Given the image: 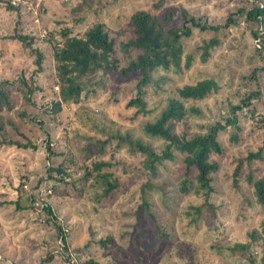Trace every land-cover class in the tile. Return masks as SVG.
Returning <instances> with one entry per match:
<instances>
[{"label": "rangeland", "instance_id": "obj_1", "mask_svg": "<svg viewBox=\"0 0 264 264\" xmlns=\"http://www.w3.org/2000/svg\"><path fill=\"white\" fill-rule=\"evenodd\" d=\"M9 1L14 3L13 5L21 4L20 21L18 20L16 25L17 15L6 11V0L0 1V79L15 78L21 72L28 77L36 68L35 56L29 55L28 50L18 40L6 36L13 32L16 25L20 31L37 36L34 45L44 54L43 70L33 76L36 85H40L42 89L32 95L37 101L45 104L57 93V87L52 85L53 79L49 74L52 69L48 60L51 50L47 37L50 32H53L54 38L58 40L59 32L65 27L75 33L94 20L104 21L110 35L115 38L116 55L120 59L117 68L119 69L125 63L120 41L125 40L126 36L124 33H117V30L126 24L130 13L135 9L149 8L156 14H166L175 9L179 16L181 9H184L188 14L200 17V22L206 19L207 23L216 24L223 22V17L231 10L245 5L247 0H164L157 9L152 6L154 0H87L89 6L86 8L84 5L81 13L84 9L88 11L80 22L74 21L80 13L74 11L71 6L81 3L82 0ZM258 3L264 8V0H258ZM179 16L176 14V18ZM178 23L181 24L180 19ZM251 28L256 29L259 36L254 37ZM212 36L218 39V43L210 48L209 55L203 60L199 56L202 51L200 45L203 39L209 40ZM260 37L264 39V17L261 23L256 24H247L241 19L237 25L220 28L216 32L192 27L191 33L181 39L185 52L193 54L194 58L189 68L175 75L176 83L180 85L205 77H212L219 82V90L209 98L185 102L187 108L192 106L197 109L192 112L188 108L186 127L191 132L203 131L205 125L228 113L229 102L238 103L240 97L252 89L260 91L259 97L253 101L256 113L264 115V48H261V52L255 49L260 45ZM254 66L262 69L256 72V77L251 80ZM135 83V75L124 77L113 71L109 74L106 88L99 91V95L89 96L74 104L72 108L67 107L66 112L56 114L57 121H52L56 122L53 123L56 131L53 146L62 152L53 160L68 164L69 170L73 172L72 176H65V184L46 178L44 185L34 187L39 175L45 173V151L42 146L33 150L0 145V264H39L43 259L41 257L47 254L52 255L49 260L54 264H80L92 255L100 259L103 254L98 252V244L93 239L107 235L108 231H111L113 237L108 241L111 243L105 251L104 259L111 264H246L243 258L240 260L237 256H229L225 249L231 242L244 239L247 229L257 226L264 213V209L255 207L252 215H237L243 204L241 206V196L231 187L232 169L237 160L249 150L255 151L258 147H263L262 158L252 159L250 163L243 162L241 188L246 187L243 177L250 169L254 174L264 171V122L258 123L247 108L239 113V139L234 143L227 140L231 128L222 133L225 148L219 157L220 168L216 175L217 181L213 185L215 191L212 201L217 205V217L218 213H221L223 227L214 228L216 217L208 210L199 228L193 223L188 225L186 216L180 223L182 231L194 234L190 236L182 232L181 236L187 237L191 242H202L198 243L196 250L198 258L191 261V251L184 247L176 248L172 256L169 251L161 249L166 245L165 242L159 241V247L155 246L154 242L149 244V241L154 239V231L146 239V243L141 245L144 252L141 261L136 258L139 251L135 245L128 241L118 244L116 236L124 229L122 221L126 220L125 216L121 218V215L127 206L128 209L135 208V202L139 199L138 189L146 178L155 185V188L146 192V197L153 203L152 210L170 235L168 242L177 238L176 209L183 203L185 207L188 206L191 199L198 201L191 195L182 196L176 189L173 177L178 173H171V163L159 167L155 176H141L136 170V163L141 154L133 151L127 141L119 142L116 139L118 135H128L133 140L142 139L157 151L163 147L164 142L161 139L143 134L142 126L158 115L167 103L169 95L176 94L170 90L161 95L150 92L147 107L151 111L147 115L135 113V107L126 105L128 99L135 94ZM63 120L66 122L61 125ZM41 139L42 137L38 136L35 141L41 144ZM97 141H105L104 152L99 158L108 159L113 164L112 168L120 175L119 181L121 184L126 183L127 189L124 192H121L123 188L118 189L116 195L107 201L108 205H100L98 211L93 212L92 200L85 194L90 191L92 196L99 193L101 188L96 185L89 190L87 184L91 179L86 181L82 178L79 181L83 171L76 172L75 169L79 162L89 163L91 158L97 157ZM122 169L126 171L121 172ZM23 181L25 182L22 183ZM161 184L169 193L164 194L157 188ZM19 189L24 193L22 196H18ZM77 191H80L79 195ZM28 193L35 198L31 207ZM16 199H19L23 208L15 209V204L10 203V200ZM47 204L51 205L53 212L57 214V222L62 225L65 235L67 234V237L64 235L65 244L61 237L55 236L53 224L46 223L41 214ZM205 233L209 235L206 239H194Z\"/></svg>", "mask_w": 264, "mask_h": 264}, {"label": "trees", "instance_id": "obj_2", "mask_svg": "<svg viewBox=\"0 0 264 264\" xmlns=\"http://www.w3.org/2000/svg\"><path fill=\"white\" fill-rule=\"evenodd\" d=\"M248 1L236 10L228 12L223 17V22L216 24L207 23L206 19L200 22V17L196 18L184 9H181L180 16L175 9H171L166 14H156L149 8L135 9L130 13L126 24L117 30V33H124L126 36L125 40L121 39L120 41V49L123 52L125 63L119 69L117 68L120 59L116 55L115 38L110 35L104 21L94 20L75 33L65 27L59 32L60 39L58 40L54 38V33L50 32L47 37L51 50L48 60L52 64L49 74L53 79L52 85L55 84L57 87V93L55 97L43 104L37 101L32 94L38 89H42L40 85H36L33 76L43 70L44 54L34 45L36 35L25 33L16 27L20 21L19 7L21 4L13 5L14 3L6 0V11L17 15L13 32L6 36L18 40L28 50L29 55L35 56L36 68L28 77L21 72L15 78L0 79V145L33 150L42 146L41 148L45 151V173L39 175L34 187L38 188L44 185L43 182L46 178L65 184L67 182L64 179L65 176H72L73 172L69 170L68 164L53 160L62 152L57 151L53 146L56 141V131L53 128V123L57 121L56 114L61 111L66 112L67 107L72 108L74 104H78L89 96L99 95L106 88L109 74L113 71L124 77L136 76L135 94L126 103L128 107H135V113L140 112L147 115L151 111L147 107V97L150 92L161 95L167 90L172 91L176 95H169L167 103L158 115L154 119L146 121L142 126L143 134L164 142L160 151L155 150L140 138L133 140L128 135L124 137L118 135L116 139L119 142L127 141L133 151L141 154L136 163V170L140 172L141 176H155L159 172V167L171 163V173L174 174L176 171L178 173H175L173 177L176 189L182 196L191 195L198 201L191 199L188 206L185 207L183 203L179 209H176L177 238L168 242L170 235L152 210L153 203L146 197V192L155 188V185L146 178L140 184L139 189L137 188L139 199L135 202V208L132 210L127 206L122 213L121 218L125 216L126 219L122 221L124 229L119 232L116 238H118V244L128 241L138 248L139 252L136 257L138 261L142 260L144 253L141 245L146 243V239L152 231H154V239L149 241V244L154 242V245L159 247V241H163L166 245H163L161 249L169 251L171 255L176 248L184 247L191 251V261L197 259L196 250L202 242H191L187 237L181 236L182 232H186L182 231L180 223L186 216L188 225L193 223L199 228V224L204 220L205 212L208 210L216 217L214 228L223 227L221 213H218L217 217L215 212L217 205L212 201V194L215 191L213 185L217 181L216 175L220 168L219 157L225 148L222 133L231 128L227 140L234 143L239 139L238 117L244 108L250 110V115L258 123L264 122V115L256 113L255 101H253L259 97L260 91L252 89L246 91L238 103L229 102L228 113L220 115L221 118H216L212 123L205 125L203 131L191 132L186 127L189 116L188 108L192 112H196L197 109L192 106L187 108L185 102L209 98L219 90V82L212 77H205L180 85L176 83L175 75L181 70L189 68L194 58L193 54L185 52L181 39L191 33L192 27L216 32L220 28L237 25L241 19L247 24L261 23L264 17V8L259 5L258 0H251L247 5ZM163 2L164 0H154L152 6L156 9L160 8ZM84 5L88 8L87 0H82L81 3L71 6L74 11L80 13L74 19L75 22L82 21L84 14L88 11V9H84L81 13ZM176 14L179 17L176 18ZM178 19L181 20V24L178 23ZM250 30L254 37L259 36L256 29L251 28ZM259 40L260 45L255 49L261 52V48H264V39L260 37ZM217 43L218 39L215 36L209 40L203 39L200 45L202 49L200 58L204 60L209 55L210 48ZM261 69L262 67L254 66L250 79H254L256 72ZM17 111L18 115H16ZM53 120L55 121L52 122ZM65 122L63 120L61 125ZM38 136L42 137L41 144L35 141ZM105 141L95 142L96 158H91L89 163L79 162L75 169L76 172L83 171L79 181L82 178L86 181L91 179V182L87 184L89 190L90 187L96 185L101 188L99 193L92 194V196L90 191H86L85 196L92 200L91 211L93 212L98 211L100 205H108L107 201L116 195L118 189L123 188L121 192L127 189L125 188L126 183L121 184L119 181L120 175L116 174L112 168L113 164L108 159L99 158L104 152ZM262 151L263 147H258L255 151L249 150L246 155L237 160L232 169L231 187L241 196V206L243 204L237 211V215L241 214L246 217L252 215V210L255 207L264 209V171L254 174L250 169L243 177L246 187L241 188L240 185L243 162L250 163L252 159H261ZM123 170L126 171V169H122L121 172ZM72 184L74 185V182ZM157 188L164 194L169 193L167 189L162 188V184ZM77 192L79 195L80 191ZM23 194L21 190L18 192V196ZM27 197L30 203L29 207H31L35 200L34 195L28 193ZM12 202L15 204V209L23 208L19 199L10 200V203ZM41 214L45 217L46 223L53 224L55 236L61 237L65 244L67 234L65 235L62 225L57 222V214L53 212L51 205H45ZM186 234L194 236L191 232ZM112 235L111 231H108L105 236L94 237L93 241L99 247L98 252L103 256L100 259L94 255L89 256L80 264H111L104 259V254L109 248L111 242L108 241ZM245 235L244 239L231 242L225 250L228 251L229 256H237L240 260L243 258L246 264H264V213H262L257 226L248 228ZM207 237L209 235L205 233L194 239L202 240ZM47 255L41 257L43 259L39 261V264H54L50 262L52 255Z\"/></svg>", "mask_w": 264, "mask_h": 264}]
</instances>
